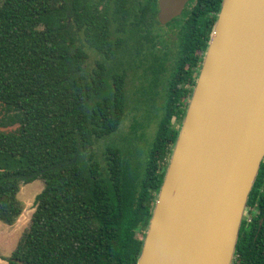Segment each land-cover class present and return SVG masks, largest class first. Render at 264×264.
Instances as JSON below:
<instances>
[{"label": "trees", "instance_id": "1", "mask_svg": "<svg viewBox=\"0 0 264 264\" xmlns=\"http://www.w3.org/2000/svg\"><path fill=\"white\" fill-rule=\"evenodd\" d=\"M191 2L157 132L140 161L99 143L126 113L124 57L159 43L156 0H2L0 222L21 216V185L43 183L7 264L136 263L137 234L147 228L221 0ZM81 43L100 57L91 74ZM150 71L151 86L161 85L162 64ZM245 214L232 264H264V160Z\"/></svg>", "mask_w": 264, "mask_h": 264}, {"label": "water", "instance_id": "2", "mask_svg": "<svg viewBox=\"0 0 264 264\" xmlns=\"http://www.w3.org/2000/svg\"><path fill=\"white\" fill-rule=\"evenodd\" d=\"M263 160L264 0H221L135 264H232Z\"/></svg>", "mask_w": 264, "mask_h": 264}, {"label": "rangeland", "instance_id": "3", "mask_svg": "<svg viewBox=\"0 0 264 264\" xmlns=\"http://www.w3.org/2000/svg\"><path fill=\"white\" fill-rule=\"evenodd\" d=\"M1 2L2 0H0V4ZM158 28L163 32L165 29L169 28V26L166 28ZM75 36L79 42V40H81L80 36L77 34ZM166 36L165 39L168 45L165 47L166 49L162 50V53L155 52L159 57L161 55L164 56L162 84L156 87L151 86L153 76L151 75L149 65H151L150 58L152 57L147 56L150 64L146 63L145 61L147 60L144 58L139 59L141 62H136L137 65L133 63L131 68L126 71V113L122 118L117 131L110 137L106 138L104 142L101 144L99 143V145L113 143L120 146L123 158L128 155L130 157L131 155L132 157H135L136 155L140 161H143L151 142L155 138L158 122L162 116L160 106L162 105L165 96L164 85L167 83L169 75L174 67L178 50L176 29H174V27L171 28V31H169ZM82 44H84L85 50L88 54V59L84 63L85 73L91 74L92 70L95 68V62L99 60L100 57L94 50L89 49L85 43H81L78 46H81ZM13 129L14 127L5 130L11 131ZM128 161L131 165L134 164L133 160ZM42 188L43 183L39 179L21 185L20 191L17 195L18 200L23 206L21 216L12 226H7L0 222V264H7V259L16 248L23 233L28 229L30 218L35 207V197L41 192ZM244 217L248 218L246 214H244ZM141 235L143 236L142 233H138L137 238H140Z\"/></svg>", "mask_w": 264, "mask_h": 264}, {"label": "flooded vegetation", "instance_id": "4", "mask_svg": "<svg viewBox=\"0 0 264 264\" xmlns=\"http://www.w3.org/2000/svg\"><path fill=\"white\" fill-rule=\"evenodd\" d=\"M192 3L193 2H191V0H188L186 2V4H185L184 8L182 9V12H181V14L179 16L173 18L171 21L167 22L165 25H161L157 21L158 4H157V0H156V5H157L156 21H157L158 25L154 26V30L152 31V34L157 37V41L159 43L156 45L155 50L152 51V53L146 52V50L144 49L141 54L132 55V57H124V59L129 61L127 69L131 68L133 63H135V65H137L136 62H141L139 59H142V58L147 60V61H145L146 63H149L150 61H149V58L147 56L152 57V58H150L151 59V62H150L151 65H149L150 66V70L151 69H157L158 64H162V66H163L164 56L161 55L159 57V56H157V54L155 52L162 53V50L166 49L165 47H167L168 45H167V41H166L165 38L167 37L166 36L167 33L169 31H171V28H173V27H174V29H176V38H177L176 42H177V49H178L177 50V54H178L179 42H180L179 38H180L181 31H182V25H183V23H185V21L187 19L186 15L184 16V13L188 12V10L193 5ZM167 26H169V28L165 29L163 32L158 28V27L166 28ZM177 54H176V58H177Z\"/></svg>", "mask_w": 264, "mask_h": 264}]
</instances>
